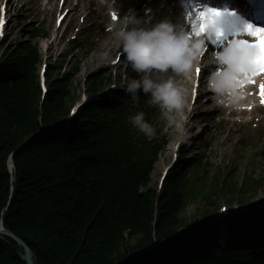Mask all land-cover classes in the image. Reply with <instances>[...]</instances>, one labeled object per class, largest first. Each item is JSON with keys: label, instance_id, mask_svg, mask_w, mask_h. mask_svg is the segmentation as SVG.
I'll return each mask as SVG.
<instances>
[{"label": "trees", "instance_id": "16d2710c", "mask_svg": "<svg viewBox=\"0 0 264 264\" xmlns=\"http://www.w3.org/2000/svg\"><path fill=\"white\" fill-rule=\"evenodd\" d=\"M18 50L0 68V218L13 185L2 217L5 228L24 240L41 264H120L150 245L154 234L163 239L174 233L192 192L176 177L159 196L149 189L156 150L147 154L143 141H132L135 135L118 128L127 107L92 106L81 115L93 123H66L42 133L67 115L70 82L67 77L53 82L41 105L36 53L27 45ZM103 84L92 78L88 89L95 95ZM14 153L11 184L6 161ZM3 249L0 264H8ZM159 256L127 264H158ZM11 264H20L18 258Z\"/></svg>", "mask_w": 264, "mask_h": 264}, {"label": "rangeland", "instance_id": "374dc122", "mask_svg": "<svg viewBox=\"0 0 264 264\" xmlns=\"http://www.w3.org/2000/svg\"><path fill=\"white\" fill-rule=\"evenodd\" d=\"M2 2L3 0H0V5ZM26 3V7L20 10V14L13 20L11 29L8 32L9 46H19L24 41H28V34L41 23L42 18L37 15L36 9L38 1L26 0ZM34 10L35 12H33ZM54 21V15L47 16L42 24L44 28L42 29L45 30L49 38L53 37ZM86 29L87 32H83L81 37L89 34L88 28ZM49 38L36 39L34 43L38 44L40 48L41 45H46L47 42L49 46L53 42V40L49 41ZM102 39L103 37H100L99 41L101 42ZM95 40H97V35H95ZM110 44L113 48L117 44V40L115 38L111 39ZM92 45L90 55L86 57L83 56L80 50L71 54L72 44L68 45L66 42L56 43L55 49L47 54H45L44 48H41L42 64L48 63L49 65L50 75L48 74V76H51V78H49L48 84L52 83L53 80L62 79L63 74L71 79L70 106L75 105V103L78 105L81 102L85 92L84 81L87 80L88 75L100 66L110 65L119 51L116 49L112 54H110V49L98 52L99 45L96 47L95 43H92ZM100 57L105 59L98 62ZM65 59L67 61L62 72L57 71L58 66ZM45 60L46 62H44ZM79 63L80 66H77ZM123 71H125L124 68L120 71L121 80L128 79L129 74L126 77L121 75ZM105 72L112 76V82H114V70L109 68L102 71V73ZM108 75H105V77L108 78ZM130 80L132 79H129L128 82ZM186 107L188 109L190 107V97L187 99ZM193 108H198V105L193 106ZM183 115L187 123L189 114L184 111ZM204 118H207V116L198 119ZM160 132L165 135L167 145L151 175L149 186L151 190L159 191V181L164 170L169 166L174 164L175 171H177L184 166L194 165L197 162L196 160H199L202 164L190 179L192 181L190 185L193 187L198 186L199 189L197 192L192 193L189 201L186 202L185 208L180 214V222H192L199 216L206 215V211L212 212L215 207L240 205L243 201L246 203L264 194V133L258 138L251 131H238L237 127L231 128L230 125L223 123L207 129L202 138H197L195 129L191 126L187 128L186 138L190 141V144L180 147L186 140L178 142L177 135L172 128L161 127ZM177 145L179 146L178 150H176ZM175 152H178V158L174 162ZM188 172L186 177L190 175V171ZM228 174L229 180L226 188L220 193L218 182H221ZM217 177H219L218 180ZM195 181L197 182L195 183ZM216 191L218 192L214 194ZM135 241L136 239H133V245H135Z\"/></svg>", "mask_w": 264, "mask_h": 264}, {"label": "clouds", "instance_id": "9594fccd", "mask_svg": "<svg viewBox=\"0 0 264 264\" xmlns=\"http://www.w3.org/2000/svg\"><path fill=\"white\" fill-rule=\"evenodd\" d=\"M113 35L122 46L127 63L140 74L138 79L127 82L125 93L136 102L142 91L149 98L148 103L160 110L162 118L175 131L178 142H183L187 138L183 115L187 90L177 78L188 76L205 50L204 42L194 39L179 21L165 18L149 24L132 9L124 15ZM227 56L225 50L215 54L216 64L223 67L209 74L208 88L217 107L239 110L245 94L227 67ZM128 123L149 140L156 135L155 127L145 119L143 111L131 115Z\"/></svg>", "mask_w": 264, "mask_h": 264}, {"label": "snow or ice", "instance_id": "6c2138e0", "mask_svg": "<svg viewBox=\"0 0 264 264\" xmlns=\"http://www.w3.org/2000/svg\"><path fill=\"white\" fill-rule=\"evenodd\" d=\"M151 11V10H149ZM195 18L191 19V36L199 38L208 34L215 41L218 53L225 50L228 53L227 67L235 74L236 85L243 89L248 84H255V77L264 75V26L252 22L246 13L237 8H224L200 5L194 8ZM113 14V19H116ZM3 22H0V35L3 34ZM229 34L237 39L230 40ZM253 38L256 42L250 43ZM228 41L227 44L224 41ZM255 49V53L251 52ZM223 66H220L222 69ZM199 77L200 69H196ZM261 103L264 104V83L260 84Z\"/></svg>", "mask_w": 264, "mask_h": 264}, {"label": "bare ground", "instance_id": "6f19581e", "mask_svg": "<svg viewBox=\"0 0 264 264\" xmlns=\"http://www.w3.org/2000/svg\"><path fill=\"white\" fill-rule=\"evenodd\" d=\"M55 2V0H53V3ZM11 3V2H10ZM67 5H70L71 4V0H67ZM145 4V0H142V2L140 3V8L143 6ZM58 8V7H57ZM57 8H55L56 10H57ZM59 10V9H58ZM75 11H77V9L75 8L74 9ZM112 35H113V33H112ZM112 38H106L105 39V41H104V43L102 44V45H100V51H102V50H104L108 45H109V42H110V40H111ZM196 39H198V40H203V42H204V44H205V46H207V44H208V40H209V38H208V36L207 35H202L201 37H199V38H196ZM119 46H117V47H114L112 50H115V49H117V48H121V45L120 44H118ZM50 48L52 49V48H54V44L52 43V44H50ZM49 50V48L46 50V51H48ZM113 52V51H112ZM103 59H105V58H103V57H100L99 59H98V62L99 61H101V60H103ZM198 62V61H197ZM128 69H130V70H132V68H131V66L129 65V68ZM132 77L134 78V79H138L139 78V76H140V74H138V73H136L135 71H133L132 70ZM191 123L192 124H195V119H192L191 120ZM189 125H190V123H189ZM184 126H185V128L187 129V126L188 125H185L184 124Z\"/></svg>", "mask_w": 264, "mask_h": 264}, {"label": "water", "instance_id": "95a60500", "mask_svg": "<svg viewBox=\"0 0 264 264\" xmlns=\"http://www.w3.org/2000/svg\"><path fill=\"white\" fill-rule=\"evenodd\" d=\"M0 234L8 236L9 238H11L14 241H16L19 245H21L25 249L26 256H27V258H26L27 263L28 264H32L31 251L29 250V248L20 239H18L16 236H14L13 234H11V233H9L7 231H0Z\"/></svg>", "mask_w": 264, "mask_h": 264}]
</instances>
